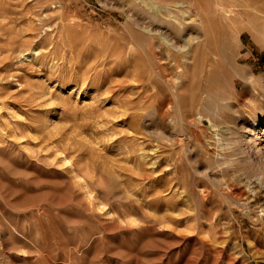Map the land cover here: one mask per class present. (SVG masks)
Returning <instances> with one entry per match:
<instances>
[{
    "label": "rangeland",
    "instance_id": "obj_1",
    "mask_svg": "<svg viewBox=\"0 0 264 264\" xmlns=\"http://www.w3.org/2000/svg\"><path fill=\"white\" fill-rule=\"evenodd\" d=\"M181 1L174 96L146 0H0V264H264V0Z\"/></svg>",
    "mask_w": 264,
    "mask_h": 264
},
{
    "label": "bare ground",
    "instance_id": "obj_2",
    "mask_svg": "<svg viewBox=\"0 0 264 264\" xmlns=\"http://www.w3.org/2000/svg\"><path fill=\"white\" fill-rule=\"evenodd\" d=\"M197 1V0H195ZM200 0H198L199 3ZM146 2L148 3V5L154 9H156L154 12L152 13H147L148 17L152 18V21L157 23V25L159 26V28H157V30H155L154 35H158L159 39H158V44L156 45V48L158 49V52H156L153 55V58L156 59L157 62V66L156 68H154V73L157 76H160L163 72H167V77L163 78L162 81H164L166 87H168L170 90H172L174 96H175V88H174V81H177L178 79H181L180 77L182 75L185 74V72L189 69L190 64H194L196 63V61H194L195 59H190V55H194L195 56V51H196V47L200 46L202 44V40H200V35L199 34H193L192 32H188V38L182 37L181 34H177V38L175 39V35L173 36V38L170 36V32L174 31H178V32H185L186 29L188 28H195L196 24H195V17L190 15L187 16L186 18L182 19L181 14L185 15V13L188 11V9H186V6L184 5V3L181 0L175 1L171 4H165V3H158L156 5V2L153 1H149L146 0ZM158 2V1H157ZM145 3V5L147 4ZM217 4V2H215ZM196 4V3H195ZM192 5V4H191ZM218 5V4H217ZM232 5V4H231ZM197 6V4H196ZM234 6V5H233ZM56 7V6H55ZM191 7V6H190ZM198 9H202L203 7H201L200 5L197 6ZM57 8V7H56ZM147 8V7H146ZM192 9V8H191ZM204 9V8H203ZM216 9H218L216 7ZM215 9V10H216ZM228 9V8H227ZM151 10V8H150ZM149 10V11H150ZM195 10V9H194ZM197 10V9H196ZM230 10H234L233 8ZM198 11V10H197ZM219 11V10H217ZM221 11V10H220ZM151 12V11H150ZM195 12V11H194ZM222 12V11H221ZM226 12V11H225ZM231 12V11H230ZM232 13V12H231ZM230 13V14H231ZM227 15V12H226ZM258 15V14H257ZM61 17V16H60ZM138 20V19H137ZM139 21V20H138ZM140 22V21H139ZM29 23V22H28ZM145 23V22H144ZM231 23V22H230ZM237 23V22H236ZM235 23V24H236ZM56 25V24H55ZM143 25V24H142ZM257 25V24H255ZM52 26V25H51ZM147 26V25H146ZM150 26V25H149ZM148 26V30L150 33V29ZM232 26V25H231ZM237 27V26H236ZM241 27V26H240ZM55 28V27H54ZM243 28V27H242ZM144 28L142 27V30ZM249 29H251L252 32L256 33V31H260V29L256 28V26H251ZM258 29V30H257ZM141 30V31H142ZM146 30V29H144ZM246 30V29H245ZM263 30V28H262ZM170 31V32H169ZM189 31V30H188ZM193 31V30H191ZM144 33V31H142ZM152 32V31H151ZM264 32V31H263ZM177 33V32H176ZM141 34V33H140ZM259 35V33H258ZM238 36V35H237ZM262 36V35H260ZM137 37V36H136ZM138 38V37H137ZM144 38V36H143ZM179 38V41H178ZM148 39V38H147ZM56 42V41H55ZM150 42V41H149ZM143 44V43H142ZM232 46V45H231ZM142 48V47H141ZM39 49V48H37ZM143 49V48H142ZM21 51V50H20ZM27 51V50H26ZM50 51V50H49ZM38 50H32L30 51L29 56L32 57L33 60H35V62L37 61V57H38ZM27 53V52H26ZM25 54V53H24ZM145 56V53H143ZM28 55V54H27ZM41 55V54H40ZM233 56V54H232ZM23 57V56H22ZM192 57V56H191ZM25 58V57H24ZM199 58V57H198ZM155 61V60H154ZM38 62V61H37ZM56 63V62H55ZM151 63V62H150ZM77 64V63H76ZM166 64H168L170 67H166ZM32 65V64H31ZM35 65V64H34ZM33 65V66H34ZM154 66V65H153ZM59 67V66H58ZM72 68V67H71ZM151 68V67H150ZM74 69V68H73ZM76 69V68H75ZM153 70V68H152ZM60 73V71H59ZM165 74V75H166ZM236 76V75H235ZM244 76V75H243ZM183 78V77H182ZM254 77L252 76H248L245 78V81H248L246 79H249V81H252ZM160 79V78H159ZM160 80V81H161ZM182 80V79H181ZM180 80V81H181ZM184 80V79H183ZM187 80V79H186ZM179 81V80H178ZM159 82V81H158ZM180 84V83H179ZM178 84V85H179ZM154 87V86H153ZM178 87V86H177ZM236 88V87H235ZM168 89V90H169ZM179 89V88H178ZM171 92V91H170ZM180 94V93H179ZM204 99V98H203ZM170 102V101H169ZM164 103V102H163ZM162 103V105H164ZM167 108V107H166ZM164 111V110H163ZM201 118V117H200ZM199 118V119H200ZM261 117H256V118H251L250 120V125L247 126V129L245 130L247 134L246 136L250 137V141L253 143V145L251 146V149L254 147L257 150H260L259 145L257 146V144L259 143L258 141L260 140L261 136L259 134V132H257L256 130V126L258 121L260 120ZM208 119V118H207ZM186 120V119H185ZM211 120V119H210ZM181 124V123H180ZM190 124V123H189ZM245 127V126H244ZM246 128V127H245ZM240 133H233L232 134V138L230 143L231 144H235L238 145L240 142L243 143L244 141L242 140L243 138L240 137ZM245 137V136H243ZM243 141V142H242ZM257 146V147H256ZM259 147V148H258ZM155 149V148H154ZM150 151H153V148L150 149ZM156 151V150H155ZM243 152H245L243 150ZM147 157V156H146Z\"/></svg>",
    "mask_w": 264,
    "mask_h": 264
}]
</instances>
